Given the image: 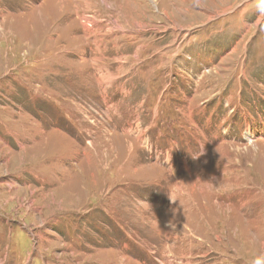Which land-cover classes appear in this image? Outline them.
Returning a JSON list of instances; mask_svg holds the SVG:
<instances>
[{"label":"rangeland","instance_id":"rangeland-1","mask_svg":"<svg viewBox=\"0 0 264 264\" xmlns=\"http://www.w3.org/2000/svg\"><path fill=\"white\" fill-rule=\"evenodd\" d=\"M264 261V0H0V264Z\"/></svg>","mask_w":264,"mask_h":264},{"label":"clouds","instance_id":"clouds-1","mask_svg":"<svg viewBox=\"0 0 264 264\" xmlns=\"http://www.w3.org/2000/svg\"><path fill=\"white\" fill-rule=\"evenodd\" d=\"M254 264H264V261L258 259L254 262Z\"/></svg>","mask_w":264,"mask_h":264}]
</instances>
